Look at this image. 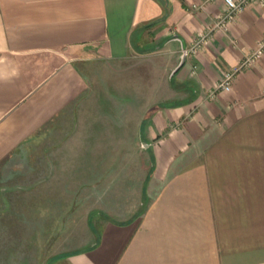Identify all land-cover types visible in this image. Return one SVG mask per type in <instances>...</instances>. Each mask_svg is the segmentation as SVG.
<instances>
[{
  "label": "crops",
  "instance_id": "1",
  "mask_svg": "<svg viewBox=\"0 0 264 264\" xmlns=\"http://www.w3.org/2000/svg\"><path fill=\"white\" fill-rule=\"evenodd\" d=\"M223 5L0 0V166L75 118L70 204L88 210L45 264H264V50L214 86L264 35V8L186 52Z\"/></svg>",
  "mask_w": 264,
  "mask_h": 264
},
{
  "label": "rangeland",
  "instance_id": "2",
  "mask_svg": "<svg viewBox=\"0 0 264 264\" xmlns=\"http://www.w3.org/2000/svg\"><path fill=\"white\" fill-rule=\"evenodd\" d=\"M108 65L86 67L90 90L105 82L93 76ZM68 118H58L0 166V264H45L78 242L79 221L88 209L70 204L79 195L78 146L68 141L75 119Z\"/></svg>",
  "mask_w": 264,
  "mask_h": 264
},
{
  "label": "built area",
  "instance_id": "3",
  "mask_svg": "<svg viewBox=\"0 0 264 264\" xmlns=\"http://www.w3.org/2000/svg\"><path fill=\"white\" fill-rule=\"evenodd\" d=\"M223 10L219 13L215 25L213 27H207L204 31L197 33L198 35L194 39V41L191 43L190 46L187 47V50L191 53H194L197 49V46H200L201 44L205 43L210 36V32L216 27L218 28H226V25L232 21L233 18H235L236 13L241 11L248 2L252 0H223ZM257 1L263 8H264V0H255ZM264 50V35L256 44V47L248 53L243 61H241L238 65H235L227 70L222 71L219 81L217 82L215 86V89H228L237 73V70H239L242 66L248 65L251 62H253L256 57H259L260 54Z\"/></svg>",
  "mask_w": 264,
  "mask_h": 264
},
{
  "label": "water",
  "instance_id": "4",
  "mask_svg": "<svg viewBox=\"0 0 264 264\" xmlns=\"http://www.w3.org/2000/svg\"><path fill=\"white\" fill-rule=\"evenodd\" d=\"M184 46H185V44H184V42L182 41L181 42V49H182V53H181V60H179L180 62H179V64H181L182 62H183V60H184V57H185V48H184Z\"/></svg>",
  "mask_w": 264,
  "mask_h": 264
}]
</instances>
